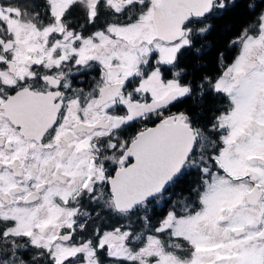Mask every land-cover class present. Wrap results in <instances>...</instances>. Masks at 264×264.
Masks as SVG:
<instances>
[{
    "label": "snow or ice",
    "instance_id": "snow-or-ice-1",
    "mask_svg": "<svg viewBox=\"0 0 264 264\" xmlns=\"http://www.w3.org/2000/svg\"><path fill=\"white\" fill-rule=\"evenodd\" d=\"M0 264H264V0H0Z\"/></svg>",
    "mask_w": 264,
    "mask_h": 264
}]
</instances>
